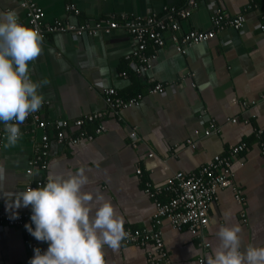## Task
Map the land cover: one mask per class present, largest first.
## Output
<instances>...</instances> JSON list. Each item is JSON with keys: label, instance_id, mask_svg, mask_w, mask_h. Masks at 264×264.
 Listing matches in <instances>:
<instances>
[{"label": "crops", "instance_id": "obj_1", "mask_svg": "<svg viewBox=\"0 0 264 264\" xmlns=\"http://www.w3.org/2000/svg\"><path fill=\"white\" fill-rule=\"evenodd\" d=\"M34 1L44 10L47 22L66 19L76 24L94 23L123 12L160 13L165 6L186 4V0ZM197 2L191 15L181 20L182 31L212 28V18L218 12L243 14L244 27H225L214 38L190 45L185 54L171 44L155 53L149 47L147 53L155 55L144 73H138L127 57L133 40L123 28L78 37L59 32L47 37L41 55L29 66L33 80L49 81L39 89L44 96L39 109L44 118L74 119L104 110L105 87H114L124 99L142 95L138 104L122 109L121 118L106 116L105 130L95 139L74 145L53 140L48 168L33 175L47 183L50 174L67 175L84 167L89 178L85 190L110 200L123 217L125 229L152 226L156 205L150 191L174 172L196 171L215 155L228 153L232 145L242 141L249 145L248 150L233 156L232 163L244 204L232 187L219 188L206 227L198 235L162 220L163 242L172 264H208V256L218 243L215 233L224 224L241 225V250L248 245L264 246V156L255 134L264 131V30L258 27L264 23V0ZM70 4L79 13L67 9ZM9 9L16 10L20 22L27 24L20 0H0V12ZM135 79L140 87L134 85ZM156 83L163 84V93L150 91ZM210 117L220 130L205 135ZM89 129L94 131L95 125ZM133 129L139 137L137 145L130 137ZM195 129L201 132L196 134ZM40 134L32 137L24 133L13 147H5L6 138L0 143V211L23 209L10 207V200L14 202L15 194L31 179L26 169ZM187 139L194 140L196 146H190ZM226 213L230 214L227 219ZM24 240L20 227L0 228V264H29L30 251ZM39 242L46 251L49 244ZM153 250L151 244L141 247L121 242L117 250L105 246L106 264H152L148 251Z\"/></svg>", "mask_w": 264, "mask_h": 264}, {"label": "built area", "instance_id": "obj_2", "mask_svg": "<svg viewBox=\"0 0 264 264\" xmlns=\"http://www.w3.org/2000/svg\"><path fill=\"white\" fill-rule=\"evenodd\" d=\"M197 4V0H186L184 6H165L160 13L149 12L146 15H136L123 12L112 14V16L99 19L94 23L76 24L66 19L47 22L44 10L34 0H20V5L26 12L27 25H38L44 41L49 35L59 32H69L78 37L85 34L95 35L100 31L109 33L117 28L125 29L131 34L133 40V48L127 57L133 60L132 65L138 73L147 72L151 67V58L155 54L147 53L149 47L155 53L158 48L171 44L178 53L185 54L190 45L214 38L217 32L225 27L236 29L244 27L246 19L243 14L233 16L225 12H218L212 18V28H193L182 31L181 20L189 17ZM252 4H256V2L253 1ZM67 9L79 13V9L74 4L67 5ZM258 27L264 30V23H259ZM150 79L153 81V78ZM150 91L163 93L165 88L163 84L156 83ZM102 92L106 104L104 110L87 113L74 119L44 118L38 110L30 114L25 122L20 125L22 135L25 133L34 137L39 131L41 134L38 139L34 140L33 157L26 169V173L31 176V179L21 186L19 192L25 191L29 187L43 186L46 183L44 178H35L33 175L37 171L45 172L48 168V156L53 140L60 144L72 145L82 141H91L105 130L103 119L106 116L115 115L121 118L122 109L138 104L142 97L141 94H137L129 99H124L114 87H105ZM208 120L209 125L203 130V134L218 132L220 126L215 118L210 117ZM236 120L237 118L232 119L233 122ZM88 124H95L94 131H88L86 128ZM200 132V130L195 129L196 134ZM255 134L260 145V152L264 156V131L257 130ZM130 137L133 144L137 145L139 137L135 129L131 130ZM5 138L4 124L0 123V143ZM187 143L192 147L196 146L192 139H187ZM248 149L249 145L242 141L232 145L228 153L215 155L196 171L184 172L180 170L174 172L163 185H159L155 187V190L150 191V195L155 198L156 205L152 226L148 229L126 228L125 231L128 236L122 242L141 247L151 244L154 250L148 251V257L152 264L158 262L172 264L163 242L160 227L162 220L168 219L174 228L179 230L185 228L192 234L198 235L206 227L208 211L212 202L217 198L219 188L232 187L236 198L244 204L245 198L241 195L242 190L235 184L232 163L233 156ZM149 156H153V153H149ZM141 171V168H137L138 173ZM162 195H165V199L161 198ZM31 215V206L23 207L21 211L15 213L0 211V228L16 226L23 230L24 241L30 251V260L34 256L35 248L39 247L43 252L40 242L25 227L26 224L32 223ZM32 227L35 228V225L32 224ZM205 245L209 246V242H206Z\"/></svg>", "mask_w": 264, "mask_h": 264}, {"label": "clouds", "instance_id": "obj_3", "mask_svg": "<svg viewBox=\"0 0 264 264\" xmlns=\"http://www.w3.org/2000/svg\"><path fill=\"white\" fill-rule=\"evenodd\" d=\"M43 41L39 26L20 22L16 10L0 12V123L5 147L18 143L20 125L44 103L39 89L49 81L33 80L29 67L41 55ZM88 184L81 167L67 175L50 174L46 185L17 192L14 202L10 200L16 209L31 206L32 223L25 227L36 240L49 244L44 252L35 248L29 264H106L105 246L119 249L128 236L123 217L104 195L86 191ZM241 232L239 223L221 225L208 264H264V246L241 250Z\"/></svg>", "mask_w": 264, "mask_h": 264}, {"label": "trees", "instance_id": "obj_4", "mask_svg": "<svg viewBox=\"0 0 264 264\" xmlns=\"http://www.w3.org/2000/svg\"><path fill=\"white\" fill-rule=\"evenodd\" d=\"M134 85H135L136 87H137V86L140 87L141 83H140V81H139L138 79H135V80H134ZM137 91H139V90H136L135 92H137ZM91 125H95V124H88V125L86 126V128L88 129L89 132H91V130L89 129V126H91ZM64 144H67V145H68V143H64Z\"/></svg>", "mask_w": 264, "mask_h": 264}, {"label": "bare ground", "instance_id": "obj_5", "mask_svg": "<svg viewBox=\"0 0 264 264\" xmlns=\"http://www.w3.org/2000/svg\"><path fill=\"white\" fill-rule=\"evenodd\" d=\"M233 165V164H232ZM235 177V176H234ZM239 187V186H238ZM221 189V188H220ZM217 197H218V194H217ZM215 201V200H214Z\"/></svg>", "mask_w": 264, "mask_h": 264}]
</instances>
